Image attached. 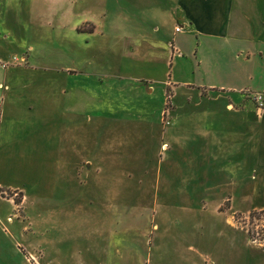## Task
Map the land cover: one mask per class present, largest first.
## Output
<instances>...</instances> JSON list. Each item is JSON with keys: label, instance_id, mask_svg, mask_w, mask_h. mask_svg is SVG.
<instances>
[{"label": "rangeland", "instance_id": "obj_1", "mask_svg": "<svg viewBox=\"0 0 264 264\" xmlns=\"http://www.w3.org/2000/svg\"><path fill=\"white\" fill-rule=\"evenodd\" d=\"M51 9L71 13L75 22H82L96 10L97 13L105 14L101 23L105 33L102 38L91 40L86 45V36L75 35L71 41H67L66 37L63 41L65 50L45 53L52 61L59 59V65H56L59 72L62 67L63 72L70 67L74 70L84 68V72L90 75L113 73L124 55L130 53L128 38L134 30L155 39L166 38L172 32V0H0V37L4 39L1 46L10 57L25 59L27 46L35 44L34 37L28 35L27 28L30 26L26 22L27 17L34 12ZM153 20L160 26L158 34L151 31ZM40 34L49 38L64 37L59 31L51 33L45 30L40 31ZM119 38L124 39L118 46ZM42 45L45 46V42ZM36 48L29 55L32 59L38 52ZM62 54L65 55L64 61L61 59ZM47 58L43 57L39 61H46ZM87 60L90 65L82 67L81 64ZM29 65L33 68V62L29 61ZM60 77L58 86L53 83L51 88L55 89L56 86L60 90L65 84L69 86L66 89L67 95L61 97L65 99L64 112L85 116L79 93L80 85L83 87L82 76L73 79H68L66 75ZM94 85L91 80V97L86 104L88 115L96 111L98 99L92 97ZM154 87L155 93L151 96L153 113L150 118L155 121L154 110L164 100V91L160 84ZM181 95L177 96V105L182 99ZM172 96L170 90L165 92L166 111L172 109ZM241 102H248L247 93ZM230 103L229 98L220 95H212L209 99L193 103L200 107H213L208 111L206 120L217 125L218 138L221 140L227 135L228 139H236V142L228 144L227 149L218 146L213 148L210 146L212 144L207 145L204 141L188 136L176 152L166 154L172 161L169 163L172 168L168 171H174L166 179L167 162L162 160L163 153H156L159 143L154 141L149 144L155 151L153 155L151 150L150 153L147 151L149 146L146 140L142 142L139 138V151L135 152L139 172L132 174L131 179H125L135 186L136 193L98 194V191L93 190L89 195L90 200L85 195L81 202L80 197L79 201L75 197L80 184L69 178L66 184L62 181L64 187L57 186L54 189L56 182L60 184V178H54L53 173L55 171L59 174V169H62L60 163L68 156L71 160L81 158L89 140L91 158L96 159L98 148L94 143L98 136L97 120L93 119L88 125L84 121L86 127L72 118L62 123L58 140L60 159L55 165L52 163L51 167L48 162L50 152L46 148L36 156L24 151L33 150L38 143L34 135L36 132H31L29 127L35 119L34 114L37 119L40 115L34 109L30 116L22 112L30 119L24 122L27 129H12L8 134L10 141L18 143L22 136H29L28 140L15 146L0 145V264H67L68 253L86 249L88 243L84 239L99 234L105 235V242L102 244L95 241V245L101 243L107 251L141 252L139 256L142 261L157 256V252H179L191 247L203 252L228 253V256L233 255L235 264H245L246 260L256 264L254 258H250L259 255V252L264 253V211L245 209V188L251 183L248 180V167L247 171L245 168V145L239 141L245 139V112L234 114L222 107ZM0 122L2 124L3 116ZM168 122H171V112L160 118L161 124L169 125ZM192 122L197 123L196 120ZM10 125L11 120L7 114L5 126ZM144 132L143 129L140 131V137L143 138ZM121 133L124 131L121 130ZM110 134L106 139H109ZM113 139L114 135L110 141ZM33 167L34 173L40 175L37 179L25 176L31 173ZM158 167L160 178L156 179ZM51 169L53 172H50ZM145 169H151L149 173L155 176L146 175ZM63 174H70V169H65ZM159 179L170 182V195L152 186V182ZM21 180L27 181L30 186L27 191L29 195L23 203L22 193L25 190L10 187ZM108 183L112 184L111 181ZM224 192L232 195L235 200L240 198L237 201L242 202L243 207L235 203L231 208L229 203H225L215 210L214 206ZM187 202L192 205H185Z\"/></svg>", "mask_w": 264, "mask_h": 264}, {"label": "crops", "instance_id": "obj_2", "mask_svg": "<svg viewBox=\"0 0 264 264\" xmlns=\"http://www.w3.org/2000/svg\"><path fill=\"white\" fill-rule=\"evenodd\" d=\"M172 1L170 35L155 39L134 30L128 38L130 53L124 55V59L113 73L90 75L84 72V68L74 70L75 68L70 67L65 68L66 72H63L62 67L59 72L56 66L59 65V59L52 61L45 56L49 51L58 53L65 50L63 41L66 37L67 41H71L75 35L86 36V45L91 40L102 38L105 33L101 23L105 14L97 13V10L88 14L82 22H75L71 13L53 9L37 11L28 16L26 20L30 26L27 28L28 35L34 37L35 44L27 46L24 65L20 62L13 63L14 56L10 57L8 51L1 46L4 39L0 37V121L3 116L2 124L0 122V145L15 146L27 141L29 136H22L18 143L15 140L10 141L9 134L12 129L14 131L27 129L24 127L26 126L24 122L30 119L22 112L25 111L30 116L32 109L38 110L40 118L37 119L33 113L35 119L29 127L31 132H36L34 135L38 143L33 150L24 149V151L36 156L46 148L50 152L47 160L52 167V163L55 165L60 159L58 140L62 123L66 122L67 118H72L84 126V121L88 125L95 119L98 124L97 141L94 143L98 148L96 159L91 158L89 140L87 149L83 148L81 158L71 160L68 156L60 163L62 169H59V174L54 171V178H60V184L56 182L54 189L57 186L64 187L63 183L66 184V180L72 178L76 184H80L75 196L78 201L80 197V202L81 199L84 201L85 195L87 200H90L89 195L93 190L98 191V194L132 195L136 193L135 186L125 179H131L132 174L139 172L137 154H135L139 151L137 148L140 145L139 138L142 142L146 140L149 146L147 151L150 153L151 150L153 155L155 151L149 144L154 141L159 143L156 153H163L162 160L167 162L166 179L174 173L168 171L172 165L169 164L171 159L167 158L166 154L169 155L171 151L176 152L177 147L185 143L188 136L204 141L207 145L212 144L210 146L213 148L218 146L227 149L230 142L231 144L236 142L232 137L228 139L226 134L220 140L217 125H212L206 120L208 111L213 107L193 104L198 100L209 99L212 95H220L231 100L226 107L222 106L226 111L234 114L245 112V139H239L245 145V168L247 171L248 167V180L251 182L245 188V209L264 211V109L259 110L252 100L255 94L264 93V0ZM152 23L151 31L153 34H158L160 26L155 21ZM180 26L183 27V31L176 33L175 28ZM79 29L82 31L78 32ZM45 30L51 33L62 32L64 37L49 38L40 34V31ZM123 39H118V46ZM43 42L46 47L42 45ZM36 46L38 52L32 59L30 56L37 49ZM61 56L64 61L65 55ZM43 57L48 60L39 61ZM29 61L33 62V68L29 65ZM89 63L87 60L81 66H88ZM60 75H66L68 79L82 76L83 87L80 85L79 93L82 98V113L86 114L85 116L64 112L65 99L61 97L67 95L66 89L69 86L65 84V87L59 88L60 90L56 86L55 89L51 88L53 83L58 86ZM91 80L95 83L92 97L97 98L98 101L95 105V114L88 115L86 104L91 97ZM22 81L25 83L22 84ZM29 83H32L31 86L28 85ZM155 84L162 85L164 91V100L154 110V118L157 120L159 116L157 121L150 118L153 113L151 96L155 93ZM167 89L173 96L172 109L166 111L164 106ZM179 92L183 95L177 105ZM245 93L248 102L242 104L241 99ZM23 98L25 100H22ZM170 112L169 125L161 124L160 118L164 114L168 116ZM7 114L11 120L9 127L5 126ZM193 120L197 123L192 122ZM142 129L145 130L143 138L140 137ZM121 130L124 133H121ZM109 134V139H106ZM113 135L114 139L110 141ZM108 156L111 157L106 158ZM33 169L34 167L31 173L25 176L37 179L36 177L40 175L37 176ZM65 169H70V174H63ZM151 169H145L146 175H151L149 173ZM50 172L53 170L51 169ZM155 175L151 176L158 179L159 167ZM12 186L14 189L25 190L22 193L24 195L22 203L25 202L29 195L27 191L30 190L28 182L16 181L15 185H10ZM152 186L157 190L162 189L164 194H171L170 182L167 180L153 181ZM237 200L224 192L214 208L217 210L225 203H229L233 208L235 203H240ZM200 203L205 205L204 202ZM184 204L192 205L191 202ZM240 204L243 207L242 202ZM104 238L105 235L100 234L87 236L84 239V242L88 243L86 249L68 253L67 264H235L233 255L228 256V253L203 252L191 247L179 252H157V256L142 261L139 256L141 252L135 250L107 251L104 245H101L105 242ZM95 241L101 243L95 245ZM259 253L250 259L254 258L256 264H264V253ZM246 261L245 264H250Z\"/></svg>", "mask_w": 264, "mask_h": 264}, {"label": "built area", "instance_id": "obj_3", "mask_svg": "<svg viewBox=\"0 0 264 264\" xmlns=\"http://www.w3.org/2000/svg\"><path fill=\"white\" fill-rule=\"evenodd\" d=\"M181 31H183V27L180 26V27L175 28V32L176 33H179ZM19 62L20 63H25V59L22 58L20 60V59H18L16 57L13 58V63L14 64H18ZM252 100L254 101V103L256 104V106H257V108L259 110L264 109V93L255 94L254 97L252 98Z\"/></svg>", "mask_w": 264, "mask_h": 264}, {"label": "trees", "instance_id": "obj_4", "mask_svg": "<svg viewBox=\"0 0 264 264\" xmlns=\"http://www.w3.org/2000/svg\"><path fill=\"white\" fill-rule=\"evenodd\" d=\"M81 31H82V29H79V30H78V32H81ZM168 91H169V90L167 89V92H168Z\"/></svg>", "mask_w": 264, "mask_h": 264}]
</instances>
